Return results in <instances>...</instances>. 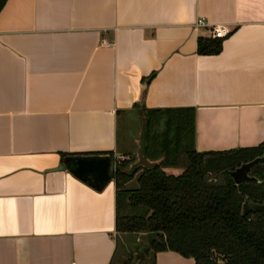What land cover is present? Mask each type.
I'll return each mask as SVG.
<instances>
[{"label": "crops", "instance_id": "0c3cea01", "mask_svg": "<svg viewBox=\"0 0 264 264\" xmlns=\"http://www.w3.org/2000/svg\"><path fill=\"white\" fill-rule=\"evenodd\" d=\"M214 25L230 33L199 55ZM182 109L198 153L264 144V0H6L0 264H113L118 237L140 241L116 232L114 182L95 191L54 170L67 156L126 160L140 138L121 139V119ZM155 264L194 261L165 252Z\"/></svg>", "mask_w": 264, "mask_h": 264}, {"label": "trees", "instance_id": "16d2710c", "mask_svg": "<svg viewBox=\"0 0 264 264\" xmlns=\"http://www.w3.org/2000/svg\"><path fill=\"white\" fill-rule=\"evenodd\" d=\"M5 1L0 0V10ZM221 48V39L197 40L199 55H216ZM141 114L142 155L153 165L115 166L116 232L144 237L143 254L150 264L165 252L194 264H264V210L243 214L242 209L246 201L264 206V163L250 170L257 182L236 185L230 177L242 164L262 157L264 144L198 153L192 109ZM165 169L182 173L167 175Z\"/></svg>", "mask_w": 264, "mask_h": 264}, {"label": "water", "instance_id": "95a60500", "mask_svg": "<svg viewBox=\"0 0 264 264\" xmlns=\"http://www.w3.org/2000/svg\"><path fill=\"white\" fill-rule=\"evenodd\" d=\"M263 163L264 155L249 163L242 164L240 167L230 172V177L236 185L257 182L249 173L254 166ZM62 170L67 171L74 178L93 190L100 191L111 181L114 166L111 156L108 154L77 155L64 157L54 171ZM242 209L243 214H247L252 211L264 210V206L246 201Z\"/></svg>", "mask_w": 264, "mask_h": 264}, {"label": "rangeland", "instance_id": "374dc122", "mask_svg": "<svg viewBox=\"0 0 264 264\" xmlns=\"http://www.w3.org/2000/svg\"><path fill=\"white\" fill-rule=\"evenodd\" d=\"M143 114H139L137 120L129 118L121 119L119 125L120 138L124 139V135L132 139L133 137L140 138V150H137V146L130 143L129 150L133 148L135 152H139L138 155L131 152L127 159H119L116 165H121V163L126 164L127 170H132L137 167H151L153 165L152 161L145 159L142 155V144H143ZM123 135V136H122ZM132 151V150H131ZM167 175L171 173H180L178 170H166ZM132 238V237H131ZM140 240L138 242H132L130 238L125 236H120L117 239L118 249L116 253V258L113 264H150L149 260H146L144 256V249L146 245V239L144 237L135 236L134 239ZM144 240V241H143Z\"/></svg>", "mask_w": 264, "mask_h": 264}, {"label": "built area", "instance_id": "2783aa9c", "mask_svg": "<svg viewBox=\"0 0 264 264\" xmlns=\"http://www.w3.org/2000/svg\"><path fill=\"white\" fill-rule=\"evenodd\" d=\"M196 27H201L204 26V21L203 20H198L196 22V24L194 25ZM230 31L228 30V28H226L225 26H221V25H214L210 27L209 30V35L211 38L213 39H224L229 35ZM117 162L113 163V166L115 168ZM74 264V263H71Z\"/></svg>", "mask_w": 264, "mask_h": 264}]
</instances>
